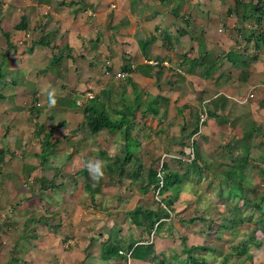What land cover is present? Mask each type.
<instances>
[{
	"label": "crops",
	"instance_id": "obj_1",
	"mask_svg": "<svg viewBox=\"0 0 264 264\" xmlns=\"http://www.w3.org/2000/svg\"><path fill=\"white\" fill-rule=\"evenodd\" d=\"M240 2L238 15L229 13L235 0H208L202 2L205 7L201 0H0V149L7 151L0 164V186L26 179L55 186L48 217L31 219L48 229L47 236L41 231L44 241L29 250L32 262L76 264L83 246L76 235L84 232L76 225L82 213L77 204L84 197L88 200L82 208L87 214L95 209L101 221L103 214H110L104 202L116 196L125 201L115 208L116 216L126 217L139 206L152 208L147 205L151 191L133 192L135 200L127 202L124 189L117 195L113 188L125 182L137 185L107 174L102 192L92 198L81 174L90 159L104 160L107 167L113 164L108 154L127 153L133 162L152 167L156 158L170 153V168L172 154L193 137L199 171L210 168V154L211 172L222 176L226 188L233 184L229 168L245 164L242 185L264 186V16L258 27L253 18L246 20L251 0ZM23 19L29 30H15ZM31 27L37 29L34 37H22ZM120 72L129 75L118 78ZM50 87L63 93L54 108L46 101ZM88 92L120 128L90 132L77 104ZM249 93L254 98L247 103L236 101ZM202 109L207 120L198 134ZM49 134L43 158L42 143ZM169 172L182 184L184 175L171 168ZM50 219L57 223L50 225ZM116 221L113 230L106 227L100 238H89L97 252L78 264H154L130 254L127 260L101 256L102 244L120 236L128 240L121 255L130 253V244L150 240L152 234L132 222L127 225L138 229L139 236L130 239ZM38 234L35 229L32 237ZM66 240L69 248H64ZM155 245L162 247L161 242Z\"/></svg>",
	"mask_w": 264,
	"mask_h": 264
},
{
	"label": "rangeland",
	"instance_id": "obj_2",
	"mask_svg": "<svg viewBox=\"0 0 264 264\" xmlns=\"http://www.w3.org/2000/svg\"><path fill=\"white\" fill-rule=\"evenodd\" d=\"M202 2L206 3L208 0H201V7H205ZM89 17L91 16L89 15ZM36 27L40 28L42 26ZM36 31L37 29L31 27L28 34L30 37H34L33 34ZM0 37L3 36L0 35ZM22 37H28V35L24 34ZM204 125H206V122ZM196 137L194 136L195 141L197 140ZM192 138L190 137L181 147L182 151L180 149L172 155L183 157L185 147L192 143ZM162 146L163 144L160 145V149H162ZM168 154L170 153L162 154L159 160L156 158L153 163L155 167L152 166V168L157 169L163 155ZM204 157L207 162L208 155ZM210 160L211 155L209 154L208 162L210 163V168L199 171L195 167L198 157H196L194 163L171 158V162H169L171 170L184 175L182 184H180V180L178 182L173 181L172 184L176 185H170L168 190H163V201L166 203L168 210H164L156 202L154 198L155 190L150 192L151 197L150 201L147 200V202L149 201L147 205L163 212V216L157 223V230L153 235H150V240L147 243H153V240H155V243L156 241L162 243V247H159V249H157L155 243L154 245L157 252L159 251L158 253L162 252L165 255L163 264H181L186 260L188 253H184L185 246L191 247L198 244L211 248V243L217 253L202 252V255L200 254L206 258L208 264H264V222H262L264 215L263 212L256 211L254 206L256 201L261 204L262 202L259 200L258 195L248 193H245L244 199L243 197L228 198L230 193L224 185V179L217 173L211 172L213 163L211 164ZM165 163V175H168L170 168L166 166L168 162L166 161ZM255 166H260V164ZM34 180L26 179L24 183H17L14 186H0V225L2 226L0 230V264H36V262H32L29 250L34 244L37 245V243L44 241L43 237L44 234L47 236L48 229L43 228L40 222L31 221V219L33 217H38V219L44 216L48 217V199L54 188L44 190L42 183L34 182ZM252 183L248 185L250 189L257 186L264 190V186L252 185ZM125 184L124 186H116L113 190L117 191V195H119V192L122 193L121 191L124 189L123 192L129 195L127 196L129 197L127 202L134 201L135 199L132 198L131 193L136 192L139 195L138 190H140L141 185L134 183L137 185V188H135V185H129L126 182ZM176 192L180 194L179 197ZM116 197L118 198L119 196ZM116 197L114 200L104 202L110 214H103V221H101L99 216L97 217L95 209L87 214L86 209L82 208L88 197H84L81 205L77 204L82 213L78 216L76 225L79 229L82 228L84 232L76 235L77 243L83 245L82 256L77 257L76 264L79 263L82 257L85 256L86 259L89 253L94 254L97 252L95 246L91 245L93 243L89 242V238L92 236H95V239L100 238V233L106 227H110L113 230L114 220H117L124 227L126 235L128 231L130 239L135 235L139 236L138 229L127 225L131 222L128 216L122 217L114 214L115 208L125 202H120ZM127 197L121 199H127ZM132 205L134 206V202ZM235 217L237 218L236 220ZM55 221L50 219L49 224H56L57 220L55 219ZM35 229L39 231L38 235H40L37 238L32 237ZM121 233H123L122 230ZM122 235H125V232ZM114 237H118V235ZM159 238L160 240H158ZM120 240L128 241L125 236H120ZM242 243L248 246V253L245 255L234 253L233 248L241 247ZM69 245V240H66L64 248H69ZM166 254L174 255L176 259L174 260L170 256L166 258ZM248 256L251 258H248ZM14 258H20V262L13 261ZM86 263H88L87 260L80 264ZM37 264L43 263L37 262ZM188 264H191V262Z\"/></svg>",
	"mask_w": 264,
	"mask_h": 264
},
{
	"label": "trees",
	"instance_id": "obj_3",
	"mask_svg": "<svg viewBox=\"0 0 264 264\" xmlns=\"http://www.w3.org/2000/svg\"><path fill=\"white\" fill-rule=\"evenodd\" d=\"M241 2L240 0H235V5L233 8L229 9L230 14H238L239 10H241ZM246 15H250L246 20L253 18L255 20L256 25L261 27L263 22L264 16V0H251L249 6L245 7ZM15 30L18 31H27L29 30V24L26 20H22L17 26H15ZM256 32H254L255 35ZM6 37H9L7 33H4ZM253 35V36H254ZM263 34L260 35L262 37ZM264 37V36H263ZM42 45H45L42 44ZM12 47L9 43V47ZM128 72H130L129 69ZM82 112L85 116L86 124L88 129L93 135L99 134L102 130L108 128L111 130L120 128L121 125L119 123L112 121L107 111L99 108L97 106L94 99L89 100L87 103H83L81 106ZM198 130V129H197ZM198 132V131H197ZM50 138L51 134L45 136V140L42 143V152L41 157L47 158V150L50 146ZM7 151L0 149V164L5 163ZM197 157V156H196ZM108 158L113 161V164L108 165L105 169V174L109 175L112 179L115 177L116 179H128L134 183H139L141 185V190L143 192H150L155 190L159 185V178L157 177V169H153L152 167H145L141 163L133 162V156L131 154L119 155V154H108ZM194 163V162H193ZM196 163V162H195ZM167 166V165H166ZM236 165L235 167L231 166V169L228 173V181L233 183L227 185V189L231 190L233 197H241L243 194H254L258 195L259 200L262 202L254 203L256 207V211H261V207H264V190L260 187H255L250 189L243 184L241 175L244 173V168H246L247 164L245 165ZM83 176L86 177L85 182V189L88 191L89 195L94 198L97 192L101 193L103 189V179L99 182H95L89 175L87 169L85 168L82 173ZM175 173H169L165 175L164 181V190H168L169 186L172 185L174 178H176ZM42 186L44 190L55 188L52 183H48L47 181H42ZM239 191L242 195L239 194ZM258 192H263L259 193ZM231 197V196H230ZM238 197V198H239ZM163 212H160L153 208H146V207H137L133 211H131L127 216L130 221L134 224V226L141 228L144 232L148 234H152L155 230V226L162 218ZM264 215V211H263ZM167 216V215H166ZM237 218L235 217V220ZM261 222V221H260ZM264 222V220H262ZM2 226L0 225V230ZM124 242L120 239L108 240L102 244L101 256L104 259H115V258H123L127 260V255L130 254V258L142 260L150 263H159L163 264L165 262L164 256L159 254L155 248V245L151 243H143L135 246L134 244H130L129 252L125 253V255H121L120 252L124 250ZM188 253L186 255L187 259L184 260L181 264H208L205 257H202V252H216L215 247L211 243V248L207 247L206 245H193L191 247H186L184 253ZM233 252L239 255H245L248 253V246L245 243L241 244V247L233 248ZM197 253V254H193ZM201 254V255H200ZM248 258H251L248 256ZM179 259V258H177ZM13 261L19 262V259H14Z\"/></svg>",
	"mask_w": 264,
	"mask_h": 264
},
{
	"label": "built area",
	"instance_id": "obj_4",
	"mask_svg": "<svg viewBox=\"0 0 264 264\" xmlns=\"http://www.w3.org/2000/svg\"><path fill=\"white\" fill-rule=\"evenodd\" d=\"M29 37V35H28ZM147 63H152V62H149V61H146ZM132 71H135V67L133 66L131 68ZM129 75L128 72H120L117 74V77L118 78H126L127 76ZM95 98V95L94 93H86L84 94V96H82L81 99H79V101L77 102L78 106H82L84 101L85 100H92ZM254 98V94L252 93H249L247 94L246 96H241V97H238L236 99V101L240 104H244V103H247L249 100L253 99ZM207 120V112L205 109H202V114H201V117H200V121H199V131L197 132L198 134L200 133L201 131V128L203 126V124L206 122ZM167 157H170L169 155H163L158 167H157V177L159 178V185L158 187L155 189V200L156 202L159 204L160 207H162L164 210H168L167 208V205L166 203L163 201V196H162V192L164 190V181H165V162L167 160ZM174 158L176 159H179V160H182L184 162H189V163H193L195 160H196V150H195V147L193 145V142L189 145V146H186L185 147V150H184V155L183 157H180V156H173ZM168 213H170L169 211H167ZM157 227L158 225L155 226V230L153 231L152 235L155 233V231L157 230Z\"/></svg>",
	"mask_w": 264,
	"mask_h": 264
},
{
	"label": "clouds",
	"instance_id": "obj_5",
	"mask_svg": "<svg viewBox=\"0 0 264 264\" xmlns=\"http://www.w3.org/2000/svg\"><path fill=\"white\" fill-rule=\"evenodd\" d=\"M62 95L63 93L58 88L50 87V89L46 92V101H47L48 107L54 108L57 105L58 97ZM106 165H107V162L104 160L90 159L86 162L85 167L90 177L95 182H99L105 178Z\"/></svg>",
	"mask_w": 264,
	"mask_h": 264
}]
</instances>
